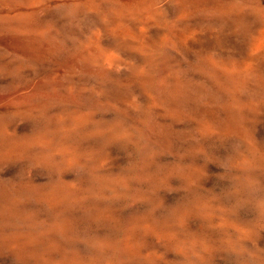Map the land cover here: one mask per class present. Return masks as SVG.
Segmentation results:
<instances>
[{"label": "rangeland", "instance_id": "1", "mask_svg": "<svg viewBox=\"0 0 264 264\" xmlns=\"http://www.w3.org/2000/svg\"><path fill=\"white\" fill-rule=\"evenodd\" d=\"M0 264H264V0H0Z\"/></svg>", "mask_w": 264, "mask_h": 264}, {"label": "bare ground", "instance_id": "2", "mask_svg": "<svg viewBox=\"0 0 264 264\" xmlns=\"http://www.w3.org/2000/svg\"><path fill=\"white\" fill-rule=\"evenodd\" d=\"M130 121V120H129ZM94 122V121H93ZM79 130V129H78ZM60 131V130H59ZM62 131V130H61ZM129 131V130H128ZM78 133H80V132H78ZM83 134V133H82ZM63 135V134H62ZM81 138V137H80ZM75 145V144H74ZM157 153V152H156ZM55 160V159H54ZM73 162V161H72ZM104 183V182H103ZM63 186V185H62ZM51 187V186H50ZM70 187V186H69ZM57 188V187H56ZM55 188V189H56ZM63 188V187H62ZM83 188V187H82ZM52 189H53V187H52ZM59 189H61V188H59ZM85 190V189H84ZM59 192H62V189H61V191L60 190H58ZM56 192H57V189H56ZM56 192L55 191H53V193H52V196H54V197H52L51 198V202H52V204L53 203H56V197H59L60 195H58V196H56ZM41 193V192H40ZM39 193V194H40ZM85 193V192H84ZM37 193L35 192V195H36ZM47 194V193H46ZM30 195H31V193H30ZM46 199V198H45ZM124 202V201H123ZM50 203V202H49ZM174 206V205H173ZM172 207V206H171ZM178 207V206H177ZM179 208V207H178ZM91 216V215H90ZM145 218V217H144ZM56 225V224H55ZM150 225V224H149ZM133 229V228H132ZM170 232V231H169ZM16 236V235H15ZM30 236H31V234H30ZM39 236V235H38ZM42 236H39L38 238H41ZM37 238V237H36ZM30 239V241H34V238H33V236H31V238H29Z\"/></svg>", "mask_w": 264, "mask_h": 264}]
</instances>
